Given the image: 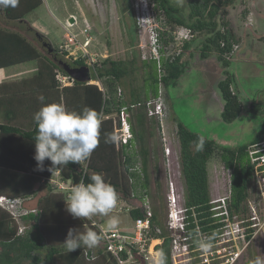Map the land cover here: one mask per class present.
Returning a JSON list of instances; mask_svg holds the SVG:
<instances>
[{"label": "trees", "instance_id": "1", "mask_svg": "<svg viewBox=\"0 0 264 264\" xmlns=\"http://www.w3.org/2000/svg\"><path fill=\"white\" fill-rule=\"evenodd\" d=\"M149 2L157 12L156 19L159 20L160 15L164 17L160 29H157L162 48L173 44L175 32L180 27H186L193 33V38L184 42L179 55L162 59L163 75L160 80L153 60H114L106 57L94 65L91 77L100 86L74 81L71 87H60L58 75L66 76L63 65L86 66L85 59L52 48L44 35L32 27H26L27 33L34 35L36 42L50 57L42 55L20 32L0 26V69L30 62L37 64L36 73L32 77L6 85L11 90L9 97L3 96L4 85H0V113L4 118L0 123V196L32 199L45 186L41 180L56 171L72 185L81 180L89 183L93 172L103 173L105 180L117 190L119 200L125 202H130L131 195L138 200L142 192L148 194L150 162L154 163L151 166L153 173L158 171L154 137L155 131L159 132V124L155 119L147 118L143 108L129 109L134 147H118L114 140L117 115L124 106L156 97L160 83L164 88L174 86L184 72V65L180 61L184 52L199 37H203L198 48L199 59L206 60L214 56L222 69L223 78L217 84L223 102L221 121L232 124L237 120L243 104L235 91V77L230 67L231 55L238 39L226 13V9L233 6L236 0H188L187 20L177 16L179 10L169 0ZM42 3V0H19L18 4L11 6L3 0L1 14L7 22L23 24L25 18ZM49 47L51 51H48ZM161 53L164 54V50ZM40 96L45 98L43 102L39 100ZM50 103L62 104L69 111L82 112L85 108L96 110L102 120L100 142L90 157L79 164L69 163L61 166V170H56V166L51 169V162L46 159L44 170L41 171L37 169L34 159L36 125L33 116ZM20 119L24 121L22 124L19 123ZM173 120L179 145L184 205L200 213V219L211 215L207 165L217 155L223 168L230 171L228 210L231 215L239 212L245 214L244 202L252 187V168L247 158V148L251 143L264 140V112L260 128L252 141L236 148L220 147L213 140L188 129L174 116ZM201 139L202 148L199 145ZM138 160L144 174L141 182L130 171ZM156 187L160 189L157 180ZM66 203L63 194L55 193L47 187V193L37 201V214L21 218L22 224L27 226L21 234H18V225L0 208V264H113L108 258L110 256L102 249H96L97 260L89 262L82 255V250L87 247L68 253L62 246L69 228L80 232L86 231V227L95 230L90 227L87 219L73 218L66 209ZM164 214V206L158 195V205L153 206L151 225L153 228H161L162 234L154 235V239L166 236ZM129 217L136 220L142 215L138 209L133 208ZM208 221H202L201 225ZM160 249L164 250L167 264H170L169 239L164 238L156 246V250ZM133 256L142 259L138 251L134 250ZM140 264H145V261L141 260Z\"/></svg>", "mask_w": 264, "mask_h": 264}, {"label": "rangeland", "instance_id": "2", "mask_svg": "<svg viewBox=\"0 0 264 264\" xmlns=\"http://www.w3.org/2000/svg\"><path fill=\"white\" fill-rule=\"evenodd\" d=\"M42 1V5L31 12L23 24L6 22L0 15V26L20 32L42 55L48 57H50L48 52L41 48L32 33H27L26 27H32L44 35L52 48H59L64 43L68 44L73 55H80V49L84 45L92 62L99 64L106 57L114 60L135 58L141 61L142 52L145 49H141L140 45L142 42L147 44L148 36L145 33L142 40L139 38V31L142 27L139 28L137 21L140 19L146 26L145 32H148L149 27L159 30L161 23L164 22L163 15H160L159 20L156 19L157 12L149 0ZM169 1L178 8L177 16L187 20L188 0ZM236 2L238 8L230 11L231 18L229 17V20L238 39L231 55L235 73V91L239 94L243 104V110L241 116L236 120L237 122L225 124L221 121L220 113L223 102L219 91L216 89L218 81L217 61L211 59L209 62H204L199 59L198 48L203 37L192 42V50L182 56L183 62H181L184 65L183 73L185 74L179 86L176 88H173L172 85L167 88L162 87L166 111L165 126L171 146L169 157L172 161L171 173L180 203L184 198V185L179 166V145L175 135L176 124L172 115L176 120L185 122L191 131L206 134L204 136L213 139L218 146L226 148H236L248 144L252 141L262 122V113L264 112V0H250L254 3L255 13L253 19L248 22L249 25H246L247 22L244 18L248 14L245 5L249 1L237 0ZM70 17L74 18L73 24L69 23ZM70 34L76 38L75 41L69 40ZM175 48V45L166 47L164 52L170 55L175 51ZM84 59L86 65L91 62L86 58ZM29 64L28 67L35 65V63ZM91 83L101 85L95 81H91ZM154 142L157 146L156 165L158 171L153 173L151 166L154 163L150 162L148 195L153 206L158 205L159 195L165 212V199L169 182L167 181L168 170L162 154L161 130L158 133L155 131ZM207 168L210 200L225 197L229 191L230 171L223 168L217 155L208 162ZM156 180L160 184L159 190L156 187ZM253 191L252 186L250 194H253ZM46 193L47 187L44 186L36 197L28 201L25 206L30 209L35 208L38 198ZM130 202L132 206L137 204L136 200ZM111 215L120 218V226H130L127 212L122 214L111 213ZM101 219L104 223L107 222V217L101 216ZM156 243L153 240L148 246V252L151 256H154L152 248ZM102 248L103 243L100 241L92 249L100 250ZM259 254L264 255V238L261 232L246 247L243 254L237 257L234 264H248L250 259Z\"/></svg>", "mask_w": 264, "mask_h": 264}, {"label": "built area", "instance_id": "3", "mask_svg": "<svg viewBox=\"0 0 264 264\" xmlns=\"http://www.w3.org/2000/svg\"><path fill=\"white\" fill-rule=\"evenodd\" d=\"M137 25L139 28L142 27L139 31V38L142 40L145 33L148 36L147 44L142 42L140 45L141 49H145L142 52V60H153L155 62L160 80L163 75L162 59L179 55L184 42L190 41L193 38V33L186 27L177 30L172 44L176 47L175 51L168 55L165 52L164 54L161 53V50L165 48H162L159 42L156 29L149 27L148 32H145L146 26L140 19L137 21ZM69 40L75 41L76 38L70 34ZM172 45L168 47H172ZM59 48V50L67 52L69 56H81L91 61L87 63V66L94 72L95 64L90 59V55L84 45L80 49V55H73L69 50V45L66 43ZM57 81L60 87H71L74 84L72 77L64 76L63 74L58 75ZM137 108H143L147 118L155 119L162 133V154L165 158L164 164L168 170L167 181L169 182L165 199L164 230L166 236L164 238L169 239L170 264H234L237 257L243 254L246 247L259 232L264 238V140L251 143L247 148V158L252 168V186L254 191L253 194H250L249 191L248 197L244 202L246 213L230 214L227 207L228 191L225 197L210 200L209 205L211 207L209 212L211 215L200 219V213H197L194 208L186 207L183 198L182 203H180L175 191L173 174L171 173L172 161L169 158L171 146L165 126L166 111L161 83L156 97L148 98L120 109V113L117 115L118 123L114 131L116 146L134 147L128 111L129 109ZM137 165H139V170L133 171L132 169ZM133 168L130 171H133L141 182L144 174L139 160ZM41 183L50 187L55 193L63 194L66 199H68L73 186L70 181H65L61 178L59 171L54 172L50 177L43 178ZM30 200L0 196V208L18 225V234H21L25 229L21 218L29 214H37L36 208L30 209L25 206ZM134 200L137 201L135 206H132L131 202L123 201L121 203L119 200L117 207L112 212L116 214L127 212L129 216L130 210L133 208L138 209L142 217L136 220H131L129 217V227L120 226L115 230L104 232L103 229L106 225L101 216L98 215L87 219L90 227L102 234V250L110 256L108 258L112 260L113 264H140L141 260L145 261V264H153L154 256H151L148 252V246L153 240L157 242L152 248V253L154 254L158 251L156 246L160 245L164 239H154V235H161L162 230L159 227L153 228L151 225L153 204L149 195L142 192L138 200L131 195L130 201ZM204 220L209 221L205 225H201ZM205 236L214 237V247L207 252L201 250L196 244L197 240ZM134 250L138 251L142 259L138 260V257L133 256ZM122 254H125V256L123 257ZM82 255L89 262H94L98 258L96 251L92 248L83 249Z\"/></svg>", "mask_w": 264, "mask_h": 264}, {"label": "clouds", "instance_id": "4", "mask_svg": "<svg viewBox=\"0 0 264 264\" xmlns=\"http://www.w3.org/2000/svg\"><path fill=\"white\" fill-rule=\"evenodd\" d=\"M18 2L19 0H5L11 6ZM44 99L43 96L39 97L41 102ZM33 119L36 125L34 159L38 170H44L46 159L51 162V169L56 166V170H61V166L69 163L79 164L90 157L100 142L102 120L94 109L85 108L82 112H76L69 111L62 104L50 103L36 112ZM199 145L202 148V139ZM132 170H139V165ZM89 180V183L81 180L72 186L66 203L68 213L77 219L104 216L107 217L104 232L117 229L121 220L118 216L111 215L119 201L117 190L105 180L103 173L93 172ZM101 239L102 234L92 228L86 227L84 232L69 228L62 246L70 253L81 247L95 248ZM196 244L207 252L214 247V237H202ZM153 264H167L163 249L154 253ZM248 264H264V255L255 256Z\"/></svg>", "mask_w": 264, "mask_h": 264}, {"label": "crops", "instance_id": "5", "mask_svg": "<svg viewBox=\"0 0 264 264\" xmlns=\"http://www.w3.org/2000/svg\"><path fill=\"white\" fill-rule=\"evenodd\" d=\"M2 1L3 0H0V15H2L1 14V4H2ZM237 1V0H236ZM249 2L248 3H246V5H245V7L247 8V11H248V14L244 17L245 18V20H246V25H249V23L248 22H250L253 18V14L255 13V9L253 8V4L254 3H252V2H250V0H248ZM234 8H238V4H237V2H235L234 4H233V6H231V7H229V8H227L226 9V13H227V18H228V20H229V17H230V11L232 10V11H234L235 9ZM231 18V17H230ZM230 21V20H229ZM7 22V21H6ZM10 23V22H9ZM231 23V22H230ZM233 28V27H232ZM234 29V28H233ZM235 32V31H234ZM236 35V34H235ZM24 36V35H23ZM203 40V39H202ZM201 40V41H202ZM200 47V46H199ZM190 50H192V47L190 46L189 47V49H187V51H185L184 52V54L185 53H187V52H189ZM184 56V55H183ZM211 59H214L215 61H216V59H215V57L214 56H212V57H210V58H208V59H206V60H201V61H204V62H209V61H211ZM183 60V57L181 58V60L180 61H182ZM183 62V61H182ZM181 62V63H182ZM30 63H35V65H33L32 67H28L30 64L29 63H26V64H21V65H17V66H14V67H10V68H5V69H0V85H4V87H3V96L4 97H9L11 94V90L10 89H7V87H6V85H12V84H14V83H18L19 81H21V80H24V79H28V78H30V77H32L35 73H36V70H37V64H36V62H30ZM230 71L232 72V74L234 75V77H235V73H234V71H233V61L231 60V67H230ZM217 72H218V81H217V84H218V82L220 81V80H222V69H221V67H220V65H219V63L217 62ZM184 74L185 73H182L181 74V76L179 77V79L177 80V82H176V84L174 85V86H172L173 88H176L177 86H179V83L181 82V80H182V77L184 76ZM216 89H217V85H216ZM217 93H218V91H217ZM222 106H223V104H222ZM222 108V107H221ZM222 111V110H221ZM174 115H172V117H173ZM240 116H241V114H240ZM3 117L1 116V113H0V123H2L3 122V120H4V118L2 119ZM238 119V118H237ZM24 121H23V119H20L19 120V123H23ZM130 122V121H129ZM234 122H237V121H234ZM233 122V123H234ZM175 123V122H174ZM186 127H187V125L185 124V122H182ZM261 125V124H260ZM188 129H190L189 127H187ZM259 128H260V126H259ZM259 128H258V130H259ZM193 131V130H192ZM193 132H195V131H193ZM258 132V131H257ZM197 133H201V132H197ZM133 134V133H132ZM200 135H202V136H204V135H206V134H200ZM204 137H208V136H204ZM208 139H210V140H213V139H211L210 137H208ZM214 141V140H213ZM215 142V141H214ZM36 197V196H35ZM43 197V196H42ZM42 197H39L38 199H40V198H42ZM36 208V207H35ZM105 225H106V222L104 223ZM24 225V224H23ZM25 226V225H24ZM27 227V226H26ZM26 229V228H25Z\"/></svg>", "mask_w": 264, "mask_h": 264}, {"label": "water", "instance_id": "6", "mask_svg": "<svg viewBox=\"0 0 264 264\" xmlns=\"http://www.w3.org/2000/svg\"><path fill=\"white\" fill-rule=\"evenodd\" d=\"M69 23H74V18H69ZM48 51H51V48H48ZM63 71L71 76L78 83H87L91 81L90 70L86 66L71 67L70 65L64 64Z\"/></svg>", "mask_w": 264, "mask_h": 264}, {"label": "bare ground", "instance_id": "7", "mask_svg": "<svg viewBox=\"0 0 264 264\" xmlns=\"http://www.w3.org/2000/svg\"><path fill=\"white\" fill-rule=\"evenodd\" d=\"M86 67H88L87 65H86ZM89 68V67H88ZM89 70H90V68H89ZM90 74H91V70H90ZM67 75V74H66ZM67 76H69V75H67ZM71 77V76H70ZM92 77V76H91ZM75 81V80H74ZM92 81V80H91ZM91 81L90 82H87V84H89V83H91ZM76 82V81H75Z\"/></svg>", "mask_w": 264, "mask_h": 264}, {"label": "flooded vegetation", "instance_id": "8", "mask_svg": "<svg viewBox=\"0 0 264 264\" xmlns=\"http://www.w3.org/2000/svg\"><path fill=\"white\" fill-rule=\"evenodd\" d=\"M93 73V72H92ZM92 73H91V75H92Z\"/></svg>", "mask_w": 264, "mask_h": 264}]
</instances>
